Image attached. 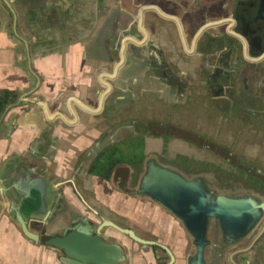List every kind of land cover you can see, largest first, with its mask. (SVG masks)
Wrapping results in <instances>:
<instances>
[{
	"label": "crops",
	"instance_id": "1",
	"mask_svg": "<svg viewBox=\"0 0 264 264\" xmlns=\"http://www.w3.org/2000/svg\"><path fill=\"white\" fill-rule=\"evenodd\" d=\"M236 1L0 0V93L17 95L0 116V264H63L56 251L27 239L10 216L14 203L28 217L31 231L63 232L69 224L66 212L35 216L54 206L59 191L62 210L97 217L98 223L101 214L132 227L139 236L168 246L174 264H185L187 234L174 215L146 195L119 190L111 175L107 180L84 174L81 163L104 134L134 120L191 128L186 123L201 98L202 80L196 74L211 64L196 51L195 37L204 26L226 18ZM149 5L177 22L144 11L139 27L157 54L125 62L124 74L107 80L118 22L126 16L140 19ZM104 82L112 86L105 96ZM190 107L193 114L185 116ZM168 138L133 135L104 148L139 139L146 159L152 146ZM31 169L47 180L46 204L37 199L42 185L25 184L20 174ZM102 233L125 247L124 264H158L156 258L162 257L159 249L111 227Z\"/></svg>",
	"mask_w": 264,
	"mask_h": 264
},
{
	"label": "water",
	"instance_id": "2",
	"mask_svg": "<svg viewBox=\"0 0 264 264\" xmlns=\"http://www.w3.org/2000/svg\"><path fill=\"white\" fill-rule=\"evenodd\" d=\"M144 11H153L163 17L167 16L168 19L175 23L177 22L174 17L165 15L151 5L141 10L140 19H132L129 16L128 18L127 16L121 18L113 34L112 58L106 61L108 67L113 68L111 75L106 77L107 80L112 81L118 74L123 75L125 62L132 60L145 61L148 56L157 54L145 37L144 31L139 27L143 22ZM257 21L261 24L264 23L262 11L259 10L256 14L250 12L245 15L242 10L235 8L228 17L210 23L199 31L195 37V49L200 54L215 52L217 50L216 45L219 44L218 41H222L223 37L228 34L223 29H242L243 25H251ZM227 26L229 28H226ZM219 49L220 47L217 52H219ZM222 56L225 55L222 54ZM222 66L225 67L226 65ZM240 80L241 76L237 83ZM104 83L108 90L104 94L105 96L110 92L112 86L107 82ZM140 134L170 135L205 147L227 159L229 158V154L225 153L223 149L188 129L171 123L134 120L127 124L119 125V129L113 128L104 134L88 150L89 154L84 157L81 163L82 172L84 174L88 173L92 159L108 143L117 142L127 136ZM129 172L128 166L118 165L111 174V181L119 190L125 193L148 196L182 222L185 229L193 237L195 245L196 252L190 258L189 264H203L202 256L206 245L205 235L209 218H217L227 236L238 237L252 227L260 216V208H264V202L259 204L251 197H229L218 194L215 198H210L206 193L202 179H187L177 171L159 165L153 160L148 162L147 169L140 179L138 188L127 186ZM20 174L25 175L23 177L25 184L26 182L31 183L34 181L38 185H42L37 194V199L46 204L48 197L45 184L47 180L43 176L37 175L33 169L22 171ZM12 188L16 190L14 184ZM64 202L62 192L59 191L56 194L54 206L50 210L47 209L46 212H41L42 214L36 212L35 216H41L42 218L46 215L47 217L54 216L62 210ZM72 214V222L68 220L69 224L63 232L47 234L45 230L41 232L31 231L28 226V217L20 209L16 208L14 203L10 209V216L20 226L23 235L35 243L46 245L56 251L63 264H123L126 261L125 247L118 241L107 240L102 233L105 227L115 229L136 243L155 246L165 251L169 256L167 264L174 263V255L166 245L139 236L132 227H122L101 214H98L99 223L87 215ZM80 222L81 224L79 225Z\"/></svg>",
	"mask_w": 264,
	"mask_h": 264
},
{
	"label": "flooded vegetation",
	"instance_id": "3",
	"mask_svg": "<svg viewBox=\"0 0 264 264\" xmlns=\"http://www.w3.org/2000/svg\"><path fill=\"white\" fill-rule=\"evenodd\" d=\"M235 8L237 10H242L245 15L250 12L256 14L259 10L264 14V0H237L230 13H232ZM223 30L228 34L223 37L222 41H218L219 44L216 45V47L217 50L220 47L219 52L215 50V52L203 54L205 59L208 57L211 58V64L209 68L206 66L200 68V71L196 74V79L202 80L201 88L203 82L205 86L211 89L215 94L212 96V99L215 101V104L216 102L220 103L221 106L218 105L217 107L222 109L226 116L239 117L241 121L240 124L247 129V137H245L243 141V149L240 153L244 161V167L246 168L243 169V176L240 180L241 188L244 189L245 192L237 196L224 191L219 194L229 197H251L260 204L264 202V23L261 24L257 21L251 25H243L242 29ZM222 54L225 56H222ZM222 65L226 66L223 67ZM240 76L241 80L237 83ZM202 90L203 89H200L199 92L201 98L203 96ZM172 124L180 127L178 124ZM253 135H256L255 142L253 141ZM168 136L171 137L170 135ZM172 138L178 139L173 136ZM168 141L169 138L164 140L169 147ZM219 146H221L222 149L226 148V150H232V148H227L225 145ZM167 149L168 148L161 150L162 152L159 155H163V151ZM231 152L232 151H230V153ZM176 156L182 159L185 157L192 158L194 162H200V154L190 155L182 153ZM216 156L220 157L219 155ZM150 160L161 165L158 163L159 160L155 158H144L142 173H140L136 183H134V168L125 164L130 169L127 179L128 187H139L140 179L145 173L147 164ZM200 163H198V165H200ZM208 165L216 168V165L213 163H208ZM116 166L112 169L111 174ZM88 171L90 172V169H88ZM210 171L212 174H216L217 172L216 170ZM177 172L187 179H201L199 175L189 178L181 172ZM217 173L219 174V184H229L223 185V187L234 185L230 180H226L227 175H229L231 171L226 172L222 170ZM205 188L210 198H215L218 195L215 194V191L212 189H208L206 184ZM60 212H66L69 221L72 222V214L69 212V209ZM178 221L187 234V240L182 247V251L187 258L185 264H189L190 258L193 257L196 252L193 237L188 233L179 219ZM205 237L206 245L203 249V264H264V208H260V216L252 227L248 229L246 233L238 237L227 236L219 220L215 217H211L208 219ZM150 247L159 249L155 246ZM159 250L165 254L168 262V254L161 249ZM156 262L158 264L159 262L163 264V261L158 258H156ZM167 262L165 264H167Z\"/></svg>",
	"mask_w": 264,
	"mask_h": 264
},
{
	"label": "rangeland",
	"instance_id": "4",
	"mask_svg": "<svg viewBox=\"0 0 264 264\" xmlns=\"http://www.w3.org/2000/svg\"><path fill=\"white\" fill-rule=\"evenodd\" d=\"M201 89H203V96L202 98H200L201 105L199 104L201 109L200 111H197L199 106H195V114L192 115L191 120L189 119V121H187L186 123L187 126L191 127L188 130L201 136L208 142L215 144L221 149L222 147L219 145H225L227 148H232V150H226V148L223 149L225 153L229 154V158L227 159L217 154L216 152L209 150L205 147L199 146L197 144L188 141L183 142L184 140H181L179 138L169 139V147L168 145H166V142H163L161 145L158 146H152V154L150 156H147L146 158H155L159 160L158 163H160L162 166L177 170L189 178L199 175V177H201V179L203 180L204 184L208 186V189H212L213 191H215V194H219L224 191L229 194H234L236 196L242 195L245 190L241 188L240 180L243 176L242 171L246 168L244 167V161L243 158L240 156V153L243 149V141L245 137H247V129L246 127H243L242 124H240L241 121L239 117L235 118V116H226L222 109L217 107L218 105H220V103L216 102L215 104V101L212 99V96H214L215 94L211 91L209 87L205 86L203 82ZM191 114H193L192 107L187 108L185 116ZM255 139L256 135H253L254 142ZM166 148L168 149L163 151V155H159L162 152L161 150H164ZM230 151L232 152L230 153ZM182 153L190 155L200 154L199 159L201 163L198 161L194 162L192 158L185 157L184 159H182L176 156L177 154ZM215 154L219 155L220 157L216 156ZM198 163H200V165H198ZM208 163L215 164L217 169L210 167ZM210 170H216L217 172L222 170L226 172L231 171V173L227 175L226 180H230V182L234 185H231L230 187H223V185L229 184H219V174L217 172L216 174H212ZM77 211L81 210L78 209ZM83 211L85 210L82 209V212ZM69 212L76 213L74 209L69 210ZM78 214L79 213H77V215ZM92 218L96 221L98 220L97 217L92 216ZM138 229L140 232L144 233L140 228ZM159 253L160 255H162L160 260L163 261V264H165L167 262V257L162 252Z\"/></svg>",
	"mask_w": 264,
	"mask_h": 264
},
{
	"label": "trees",
	"instance_id": "5",
	"mask_svg": "<svg viewBox=\"0 0 264 264\" xmlns=\"http://www.w3.org/2000/svg\"><path fill=\"white\" fill-rule=\"evenodd\" d=\"M17 95L4 90L0 93V116L5 107L16 101ZM144 147L142 140L137 139L131 143H119L110 145L102 150L93 161L90 172L104 179H109L114 166L118 164H127L134 168V183L138 181L142 173L144 159Z\"/></svg>",
	"mask_w": 264,
	"mask_h": 264
}]
</instances>
